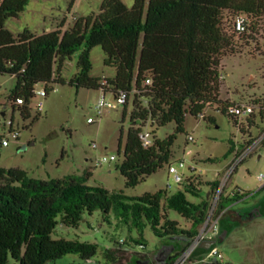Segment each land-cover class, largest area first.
Segmentation results:
<instances>
[{"label":"trees","instance_id":"1","mask_svg":"<svg viewBox=\"0 0 264 264\" xmlns=\"http://www.w3.org/2000/svg\"><path fill=\"white\" fill-rule=\"evenodd\" d=\"M29 1L0 0V76L16 80L8 97L12 111L24 121L31 119V127L39 117H31L30 107L38 85L47 94L53 85L67 84L77 90L110 92L115 97L126 93L128 100L133 96L123 160L116 165L126 188L136 187L170 165L172 148L177 135L184 132L187 114L213 123L204 111L214 105L229 116V105L223 106L217 99L220 60L223 52L232 50L234 41L242 38L228 31L225 22L246 15L251 20L249 31L254 32L264 19V0H134L131 8L122 0H103L97 15L76 18L65 31L63 22L52 32L35 35L25 29L14 36L5 23L17 18ZM97 47L104 54V66L115 72L111 79L90 76V53ZM79 50L76 74L66 81L61 76L62 66ZM261 108L248 119V128L259 127L257 117L264 122V105ZM169 123L175 124L174 133L164 140L156 138V131ZM147 124L152 129L151 144L145 147L140 134ZM233 144L230 140L228 154ZM121 145L122 133L119 150ZM218 185V180L208 183L194 174L175 193L161 190L130 198L123 192L88 187L74 179H32L19 168H0V264H47L66 255L88 261L97 254L96 244L53 239L52 235L58 228H77L84 214L96 211L109 222L111 209L121 224L139 233L148 226L156 237L179 242L183 252L204 225L210 209L207 200L193 203L187 196L198 197L202 186H208L213 194ZM244 197L237 191L230 197L221 195L218 209ZM168 211L190 221V228L169 220ZM131 242L144 247L141 240ZM182 252L159 264H172ZM205 252L198 248L192 258ZM104 254L113 260L109 250Z\"/></svg>","mask_w":264,"mask_h":264},{"label":"rangeland","instance_id":"2","mask_svg":"<svg viewBox=\"0 0 264 264\" xmlns=\"http://www.w3.org/2000/svg\"><path fill=\"white\" fill-rule=\"evenodd\" d=\"M102 1L75 0L70 8L72 0H30L17 18L6 21L5 28L14 36L25 29L41 35L56 30L64 22L62 31H65L76 18L97 15ZM133 1L122 0L128 8L133 6ZM234 42L232 50H225L220 60L222 78L217 99L223 106L238 102L264 105V19L254 32L249 31L241 40ZM81 51L63 64L61 76L66 81L76 74ZM90 58L91 77H114V70L104 66V54L100 48L92 49ZM15 83L12 76H0V139H9L11 123L19 131L17 141L9 140L7 147H0V168H19L32 179H74L88 187L123 192L130 198L161 190L172 194L180 188L166 165L136 187H125V179L116 165L123 160L133 96L129 97L123 118L124 107L117 104L112 93L106 92L105 99L113 107L105 109L101 118L90 124L87 121L95 118L94 105L104 92L55 84L45 98L36 96L32 100L31 117L35 114L39 117L28 128L31 119L22 120L18 112L12 111L8 101ZM42 89V85L37 86V90ZM39 102L43 103L41 112L37 110ZM217 108L213 105L204 111L206 117L214 120L213 123L200 116H185L184 132L176 137L170 164L188 177V169L180 167L179 162L183 160L186 166L195 165V175H200L204 182L218 180L219 185H223L221 190L218 185L213 194L208 186H202L198 197L187 196L193 203L207 200L211 209L218 196L230 197L237 190L245 195L243 201L229 204L221 210L216 205L214 209V215L220 217L219 234L214 244L220 253L218 264H264V191L259 192L262 184L258 181V176L264 174V142L236 167L225 183L223 178L232 160L228 154L229 141L241 143L242 140L246 142L248 136L250 140L257 138L264 131V122L261 123L257 117L255 123L259 127L246 128L243 120L240 133L234 121ZM257 112L255 110L254 115ZM174 130L175 124L169 123L156 131V138L164 140ZM142 131L149 136L152 129L147 124ZM188 136H192L193 141H188ZM106 156H115L116 160L96 165L98 159ZM167 216L181 228H190V221L176 212L168 211ZM108 221H104L102 213L96 211L92 215L84 214L75 229L58 228L52 235L53 239L96 244L97 254L88 261L77 255H66L47 264H159L156 257L162 248H167L163 262L182 252L179 242L156 237L148 226L139 233L135 228L121 224L112 209ZM132 240H141L144 247L134 245ZM106 250L110 251L113 260L106 258Z\"/></svg>","mask_w":264,"mask_h":264},{"label":"built area","instance_id":"3","mask_svg":"<svg viewBox=\"0 0 264 264\" xmlns=\"http://www.w3.org/2000/svg\"><path fill=\"white\" fill-rule=\"evenodd\" d=\"M251 20L248 16L239 14L234 16L231 19H228L225 22V27L228 31L232 32L237 39H241L244 36H246L249 33ZM222 78V76H221ZM150 81H147V85H150ZM36 96H39L41 98H45L47 96V92L45 89L42 90H35ZM117 100V104L124 106L127 103L128 95L126 93H121L118 97H115ZM19 104H22L21 101H19ZM263 105H256L249 102H238V103H232L228 107V114L235 120V125L238 127L239 132L241 133L242 124L244 120V126L248 128V119H250V116L253 115L256 111H259L262 109ZM113 105L109 101L105 99V93L102 94V96L97 100V102L94 105L95 110V118H89L88 123H94L97 119H100L103 115V112L105 109L112 108ZM38 112H41L43 110V103L39 102L37 105ZM202 117V116H200ZM9 139L3 138L1 139L0 146L7 147L9 145V140L17 141L19 137V131L18 129H14L12 123L10 124V130L8 132ZM140 138L143 141V145L145 147L149 146L151 144L150 136L145 135L143 132L140 134ZM248 140L246 142L237 143L233 142V150L231 152L232 160L227 165L225 175H224V183L227 181V179L233 174L236 167L243 162V160L250 155L252 152L255 151V149L264 142V131H261L257 138L251 139L248 136ZM188 141H193L192 136L187 137ZM94 147V146H93ZM190 154V153H189ZM115 156L110 157H102L96 161V165L101 166L105 163H109L112 161H115ZM180 167L183 169L187 168L190 175L186 177L183 173H180L179 170L174 167L173 165H169L168 173L172 176L173 181L178 184L181 188L184 187L186 180L193 176L195 174L196 167L195 165L191 164L186 166L185 162L183 160H180ZM258 181L262 184L260 188L264 187V174H260L258 176ZM223 183V184H224ZM223 185H219V188H221ZM239 194H242L241 191L237 190ZM233 194V193H232ZM217 197L216 202L214 205L211 206L210 211L208 212L207 219L198 232V234L193 238L190 245L186 248L185 251H183L175 260H173L172 264H213V263H219L220 259V253L218 249L216 248L215 239L219 234V222L220 217L214 215V209L216 205L218 206L219 198ZM225 209V208H223ZM214 242L213 245L210 246L209 249L205 250L206 252L202 255H199L196 259H192L193 253L198 249L201 248L204 244ZM192 260V261H191Z\"/></svg>","mask_w":264,"mask_h":264},{"label":"water","instance_id":"4","mask_svg":"<svg viewBox=\"0 0 264 264\" xmlns=\"http://www.w3.org/2000/svg\"><path fill=\"white\" fill-rule=\"evenodd\" d=\"M214 242H209V243H206L202 246L203 249L207 250L210 248L211 245H213ZM166 253H167V248L164 247L160 250V252L157 254V261L158 263H162L164 260H165V256H166Z\"/></svg>","mask_w":264,"mask_h":264},{"label":"crops","instance_id":"5","mask_svg":"<svg viewBox=\"0 0 264 264\" xmlns=\"http://www.w3.org/2000/svg\"><path fill=\"white\" fill-rule=\"evenodd\" d=\"M33 34H35V33H33ZM43 34V33H42ZM35 35H38V34H35ZM108 78H110V77H108Z\"/></svg>","mask_w":264,"mask_h":264},{"label":"flooded vegetation","instance_id":"6","mask_svg":"<svg viewBox=\"0 0 264 264\" xmlns=\"http://www.w3.org/2000/svg\"><path fill=\"white\" fill-rule=\"evenodd\" d=\"M213 264H217V263H213Z\"/></svg>","mask_w":264,"mask_h":264}]
</instances>
